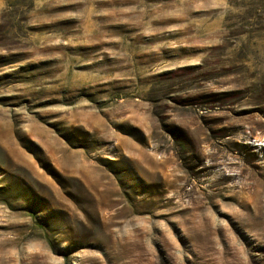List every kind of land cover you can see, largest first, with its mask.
Here are the masks:
<instances>
[{
    "label": "rangeland",
    "instance_id": "obj_1",
    "mask_svg": "<svg viewBox=\"0 0 264 264\" xmlns=\"http://www.w3.org/2000/svg\"><path fill=\"white\" fill-rule=\"evenodd\" d=\"M0 264H264V0H0Z\"/></svg>",
    "mask_w": 264,
    "mask_h": 264
}]
</instances>
